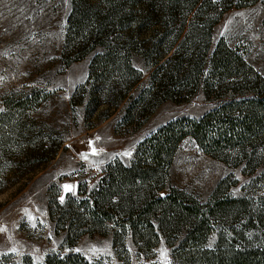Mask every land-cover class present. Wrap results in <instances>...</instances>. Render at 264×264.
Masks as SVG:
<instances>
[{"label": "trees", "instance_id": "trees-1", "mask_svg": "<svg viewBox=\"0 0 264 264\" xmlns=\"http://www.w3.org/2000/svg\"><path fill=\"white\" fill-rule=\"evenodd\" d=\"M259 1L71 0L62 52L66 67L101 50L89 64L85 83L71 98L73 105L83 106L85 121L107 120L125 103L115 129L136 130L161 103L187 100L197 83H203L208 97H221L222 84L231 77L238 80L228 90L242 98L199 119H179L159 128L137 145L128 166L119 162L106 166L91 192L79 187L78 194L68 196L63 204L53 201L48 216L56 233L65 232L68 246L83 235L111 234L115 253L120 249L126 254V237L138 253H145L163 236L171 239L170 245L178 243L171 264H264V256L227 252L220 244L215 251L206 249L214 225L229 208L243 202L221 198L224 181L205 206L167 188L174 154L187 137L218 160L225 162L236 154L233 160L244 162L250 172L264 159V81L258 75L249 78L253 70L224 40L208 54L213 27L221 16ZM134 56L151 69L146 81L133 63ZM23 138L18 130L16 140ZM46 151H31L28 159L20 151L8 152L33 163L34 176L56 153ZM3 155L0 150V161ZM19 264L34 263L26 259ZM43 264L92 263L73 254L48 256Z\"/></svg>", "mask_w": 264, "mask_h": 264}, {"label": "rangeland", "instance_id": "rangeland-1", "mask_svg": "<svg viewBox=\"0 0 264 264\" xmlns=\"http://www.w3.org/2000/svg\"><path fill=\"white\" fill-rule=\"evenodd\" d=\"M70 9L71 0H0V150L6 154L0 161V263L30 259L43 264L48 256L76 254L92 264H171L178 243L170 245L171 239L163 236L145 253L137 252L130 237L125 240L126 254L120 249L115 253L111 234L83 235L68 246L65 232H55L49 205L63 204L68 196L78 194L79 187L91 192L106 166L114 162L128 166L137 145L159 128L179 119H199L240 100L228 90L238 79L223 82L221 97H208L203 83H197L187 100L161 103L136 130L115 129L125 103L107 120L85 121L83 106L73 105L71 98L85 83L89 64L101 50L66 67L62 52ZM211 36L208 54L224 40L253 70L249 78L258 75L264 81V0L225 12ZM133 63L146 81L151 69L139 56L133 57ZM18 130L26 138L16 140ZM36 149L56 153L34 176L33 163L8 152L20 151L26 157ZM235 155L225 163L203 153L187 137L174 154L167 188L205 206L224 181L221 198L243 202L229 208L214 225L206 249L215 251L220 244L224 251L260 258L264 256V159L250 172L244 162L233 160Z\"/></svg>", "mask_w": 264, "mask_h": 264}]
</instances>
